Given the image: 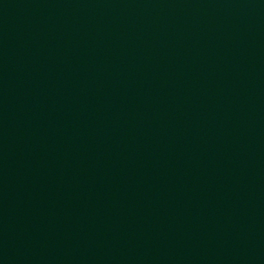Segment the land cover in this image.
I'll return each mask as SVG.
<instances>
[{
	"label": "water",
	"instance_id": "1",
	"mask_svg": "<svg viewBox=\"0 0 264 264\" xmlns=\"http://www.w3.org/2000/svg\"><path fill=\"white\" fill-rule=\"evenodd\" d=\"M0 264H264V0H0Z\"/></svg>",
	"mask_w": 264,
	"mask_h": 264
}]
</instances>
